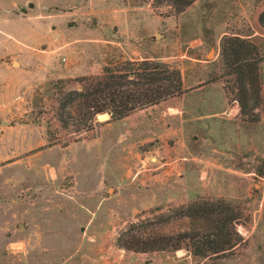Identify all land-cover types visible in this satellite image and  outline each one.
Wrapping results in <instances>:
<instances>
[{
    "label": "rangeland",
    "instance_id": "obj_1",
    "mask_svg": "<svg viewBox=\"0 0 264 264\" xmlns=\"http://www.w3.org/2000/svg\"><path fill=\"white\" fill-rule=\"evenodd\" d=\"M29 1L35 9L25 18ZM66 1L0 0V54L21 48L0 57L7 102L32 83V69H13L28 38L48 40L51 18L68 42L79 38L58 53L23 112L0 117V264H264V60L254 117L242 114L221 55L228 34L254 41L264 56V0H195L183 12L154 0ZM145 58L180 69L184 92L122 119L98 116L89 131L62 127L57 80L78 89L106 65ZM217 198L241 212L230 252L116 245L133 222ZM185 227L180 220L163 229Z\"/></svg>",
    "mask_w": 264,
    "mask_h": 264
},
{
    "label": "trees",
    "instance_id": "obj_2",
    "mask_svg": "<svg viewBox=\"0 0 264 264\" xmlns=\"http://www.w3.org/2000/svg\"><path fill=\"white\" fill-rule=\"evenodd\" d=\"M195 0H154L156 6L169 5L185 11ZM264 27V9L258 15ZM225 67L235 77L237 101L243 115L256 116L262 103V50L254 41L240 35L226 34L221 41ZM81 88L66 90L64 79L58 88L57 118L65 129L75 133L92 130L97 117L109 113L112 120L156 105L184 92L180 69L152 59H127L119 65H106L103 73L85 76ZM240 210L224 198L197 199L171 209L155 218L131 223L116 237L119 248L135 252L170 251L189 244L197 256L222 255L233 250L240 234L235 225ZM186 220V227L176 232L163 228Z\"/></svg>",
    "mask_w": 264,
    "mask_h": 264
},
{
    "label": "crops",
    "instance_id": "obj_3",
    "mask_svg": "<svg viewBox=\"0 0 264 264\" xmlns=\"http://www.w3.org/2000/svg\"><path fill=\"white\" fill-rule=\"evenodd\" d=\"M74 0H68L66 1L67 4L72 3ZM30 2V6H32L28 12H26L28 15L25 18H28L31 16V12L35 9V3ZM51 4V3H50ZM48 4V5H50ZM47 6V5H46ZM42 7L44 13L47 15L51 14H58V12H47L44 10L46 7ZM264 9V8H263ZM57 21L53 20L51 18V21L48 24V40H41L40 38L32 35L30 38H28V42H26L24 45V50L22 53L21 58H17L19 65L18 67H13V69L23 72L21 69L25 68V71L27 70H33V79L32 83L27 87V89L23 92H21L17 96V100L13 103L11 101L7 102L6 99L3 97L4 92L6 91L8 82L6 80L0 81V117L1 115H10V111L13 109L14 113H22L24 110V101L28 99L33 89H35L36 85H39L40 83L47 80L50 70L52 68V64H54V59L58 55V53H62L63 51L67 52V44L71 43L73 46L74 44L76 47H78L79 38L77 37L74 40H71L68 42L67 39H64L62 36V31H58L57 29ZM52 29V31H50ZM62 32V33H61ZM11 35V34H9ZM18 41H21L19 38H17ZM17 42V41H15ZM23 42V41H22ZM21 43V42H17ZM10 50H21L16 49V46H14V49L8 48L5 50L4 53L0 54V57L6 56V53L10 52ZM68 54V52H67ZM5 62V61H3ZM3 62H0V66L3 64ZM5 67V66H3ZM8 68L5 67V71L9 73H14L18 71H10L7 70ZM24 71V72H25ZM3 72H0V76ZM1 79V78H0ZM106 114V113H104Z\"/></svg>",
    "mask_w": 264,
    "mask_h": 264
}]
</instances>
